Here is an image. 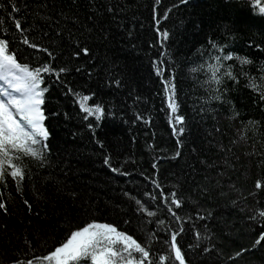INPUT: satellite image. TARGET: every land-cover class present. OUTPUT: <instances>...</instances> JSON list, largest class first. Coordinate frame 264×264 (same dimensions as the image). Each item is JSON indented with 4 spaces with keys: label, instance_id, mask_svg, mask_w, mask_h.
Segmentation results:
<instances>
[{
    "label": "trees",
    "instance_id": "16d2710c",
    "mask_svg": "<svg viewBox=\"0 0 264 264\" xmlns=\"http://www.w3.org/2000/svg\"><path fill=\"white\" fill-rule=\"evenodd\" d=\"M18 6L21 12L17 18L26 21L22 28L30 29L24 35L56 54L53 67L67 66L70 72L61 74L65 84L51 86L45 96L46 124L52 132L51 166L42 169L32 165L31 179L22 185V192L15 191L10 178L6 189L0 187L8 208L7 212L0 210V261L11 264L26 240L41 241L43 248L36 254L45 255L53 250V240L70 234V227L74 230L94 219L126 230L121 222L131 218L125 213L134 209V203L130 208L124 192L142 199L146 206L151 204L150 211H157L159 219L171 223L163 201H148L143 195L151 191L158 196L148 180L154 175L166 193L179 190V197L187 202L178 214L192 217L183 223L194 227L180 239L182 245H193L182 249L191 264H230L227 256L241 247L251 248L258 225L250 223L249 217L264 210V195L255 201L248 196L254 179L264 175L258 167L259 152L264 151V128L244 127L250 119L261 118L259 110L249 107L256 90L241 77L239 87L229 97L239 113L232 117L231 105L222 108L223 101L210 99L206 67L194 70L198 65L214 63L209 56L218 53L202 47L206 34L211 30L219 36L228 24L238 29V39L229 50L248 56L252 62L240 65L234 56L230 61L234 70L243 67L253 77L264 76L259 71L264 55L248 46L249 38L264 41L260 28L264 20L248 23L250 16L264 14L254 9L250 0H191L187 5L180 0H161L159 6L155 0H18ZM0 22L17 34L15 47L21 53L17 57L20 62L50 59L46 53L22 44L2 10ZM164 30L171 38L161 44ZM168 45L175 58H185L179 70V99L186 131L179 145L170 131L162 81L152 68L157 53ZM84 46L90 48L88 54L73 55ZM77 68L81 70L77 72ZM117 79L121 81L119 87L113 82ZM255 82L259 86L260 81ZM69 86L90 95L87 105L103 104L104 117L85 120L87 114L67 93ZM227 86L232 88L230 80ZM215 88L213 85L212 90ZM201 106L205 111H200ZM149 117L150 122H146ZM89 122L94 123V132L87 128ZM97 141L103 142V147ZM106 155L114 167H123L130 175L112 173L103 164ZM153 163L158 165L156 170L151 167ZM24 200L29 201L30 208ZM144 226L147 231L156 230V224L147 219ZM204 247L210 251L204 252ZM235 264H264V247L242 254Z\"/></svg>",
    "mask_w": 264,
    "mask_h": 264
},
{
    "label": "snow or ice",
    "instance_id": "6c2138e0",
    "mask_svg": "<svg viewBox=\"0 0 264 264\" xmlns=\"http://www.w3.org/2000/svg\"><path fill=\"white\" fill-rule=\"evenodd\" d=\"M190 2L191 0H180V3L184 5ZM250 3L259 13L264 14V0H250ZM155 4L161 5V0H155ZM9 8L11 11H8ZM0 10L7 13L23 45L29 46L33 50L38 49L50 58L44 61L37 58L35 62H20L17 57L21 53L15 47L17 34L5 29L3 23L0 22V187L6 189L10 178L15 185V191L22 192V185L31 179L32 165L42 169L51 166L52 132L46 124L45 96L51 86L66 83L61 79V74L69 73L70 69L67 66L53 67L52 61L57 59L56 54L48 47L30 42L28 36L24 35L30 29L22 28V24L26 21L17 18L21 12L18 0L0 2ZM111 10L109 8V11ZM256 20H264V16H250L248 23L253 24ZM156 24L159 25L160 21L156 20ZM260 28L264 31V24L260 25ZM156 30L161 32L160 28ZM236 31H238L237 28L228 24H225L220 30L219 36H217V32L210 30L206 34L205 45L202 47H205L209 52L218 54L209 56V60H214V63L198 65L194 71H203L206 67L207 73H210V83H208L210 99L223 101L222 108L225 104L231 105L232 117H237L239 113L229 97L231 92L239 87L241 77L246 78L250 82L248 87L256 90L255 99L250 97L249 107L259 110L261 118L258 121L250 119L244 127L264 128V76L253 77L244 71L243 67L234 70L233 64L230 62L234 56L240 65L252 63L248 56H239L229 50L234 47L235 41L238 39L235 36ZM229 36H233V39H228ZM162 37L161 44L171 38L167 30L162 31ZM249 41L248 46L254 47L260 55H264V41L255 42L251 38ZM89 51L90 48L84 46L73 55L80 56L81 53L88 54ZM157 57L152 61V68L155 75L162 81L163 95L166 99L165 111L169 113L168 121L171 125L170 131L177 137L179 145L182 143V137L186 131V116L181 114L184 109L179 99V70L180 64L185 58H175L171 45L158 52ZM80 70V68L76 69L77 72ZM259 71L264 73V61L261 62ZM229 80L232 82V88L227 86ZM256 80L260 81L259 86L255 82ZM113 82L117 87L121 86L119 79ZM213 85L216 86L214 91L212 90ZM67 93L76 98L82 112L87 114L84 116L85 120L89 116L95 117V121H100L104 117L105 106L103 104H86L90 95H82L70 86L67 88ZM200 111H205L204 106H201ZM108 114L111 115V113ZM137 116L143 118L139 114ZM150 120L149 117L146 122H150ZM95 127H99V124H95ZM87 128L94 132V123L89 122ZM241 138L247 139L243 132H241ZM97 143L103 147V142L97 141ZM229 150H225V152L227 153ZM255 151L256 146L253 145V152ZM180 154V151L177 150L176 156ZM103 164L112 173L122 176L130 175L123 170V167H114L112 159L107 155L103 158ZM151 167L156 170L158 165L153 163ZM258 167L264 170V151L259 152ZM140 175L144 174L140 173ZM148 180L152 188L158 190V196L151 191L144 192L143 195L152 202L161 199L167 215L171 217V223L159 219L157 211H150L151 204L146 206V202L142 199H137L130 192H124L123 195L127 197L126 202L130 204V208L134 203V209L125 213L131 218L123 219L121 222L126 226V230H120L115 223H101L94 219L90 223L84 224L83 227L77 225L74 230L70 227V234L66 235L63 240H53V244L50 246L53 250H47L45 255L36 254L38 249L43 248L41 241L26 240L23 248L12 259L11 264H191V261L187 259V252L182 249L185 247L191 249L193 245L180 243V239L187 236L194 227V225L186 226L183 223L186 219L191 221V216L178 214L188 206L186 200L179 197V190L166 193L155 175L148 177ZM71 195L75 196L76 193L73 192ZM259 195H264V175L254 179L252 189L248 192V196L254 201ZM23 202L29 208L31 207L28 200ZM0 210L8 211L2 192H0ZM137 213L140 215L137 216ZM145 219L155 223L156 230L147 231L144 226ZM200 219L202 220L203 217ZM249 222L258 225L257 231L254 232L255 239L251 243V248L241 247L233 255L227 256L226 260L230 264H235L242 254L251 249L264 247V210L249 217ZM195 235L199 237L200 233L197 232ZM212 249H215V245L212 246ZM202 250L210 251L207 247ZM20 256L25 258L20 259ZM0 264L3 262L0 261Z\"/></svg>",
    "mask_w": 264,
    "mask_h": 264
}]
</instances>
